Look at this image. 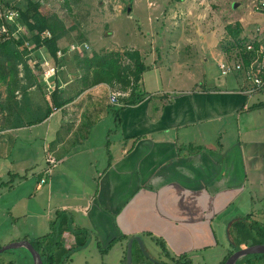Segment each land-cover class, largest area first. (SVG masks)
<instances>
[{
  "label": "crops",
  "instance_id": "0c3cea01",
  "mask_svg": "<svg viewBox=\"0 0 264 264\" xmlns=\"http://www.w3.org/2000/svg\"><path fill=\"white\" fill-rule=\"evenodd\" d=\"M252 14L245 19L254 24ZM176 21L160 23L164 30L171 24V32H177ZM68 47L54 65L51 87L41 78L42 88L30 89L36 102L60 90L53 99L58 106L43 121L10 125L22 115L9 108L5 83L0 82V134L10 132L13 137V132L25 131L33 137V198H46L37 201L35 216L42 217L46 205L52 213L49 230L45 221L39 222L44 227L33 239L20 240L49 234L58 243L56 252L67 251L82 238L76 239L71 229H81L87 233L86 243L74 253L93 249L94 264H106L112 255L117 264H178L185 257L191 264H207L218 238L221 243L226 240L223 231L231 245L230 224L248 214L231 212L229 218L230 205L248 193L249 185H264V93L244 94L243 77L241 86L236 80H210L202 87L195 76L201 71L194 63L180 62L173 51L167 62L159 53L155 57L154 52L139 51L146 67L144 94L126 104L122 100L129 99V88L122 89L117 80L94 81L109 69L118 71L120 64L126 67L125 56L112 66L78 65V53ZM38 53L44 67L53 65ZM36 55L29 53L32 60ZM149 56L151 67L145 63ZM223 56L224 52H211L217 66ZM110 90L118 92L114 102ZM16 95L21 96L19 91ZM244 115H253L258 127L242 130ZM5 141L4 136L6 158L12 148ZM48 153L60 162L46 174ZM250 161L260 163V176L249 173ZM29 168H23L24 178ZM225 254L217 253L218 264Z\"/></svg>",
  "mask_w": 264,
  "mask_h": 264
},
{
  "label": "rangeland",
  "instance_id": "374dc122",
  "mask_svg": "<svg viewBox=\"0 0 264 264\" xmlns=\"http://www.w3.org/2000/svg\"><path fill=\"white\" fill-rule=\"evenodd\" d=\"M67 2L68 6L64 0H43L41 3L47 7H57L53 12L63 18L66 26L72 22L76 23L70 32L69 40L64 43L80 44L77 37L82 35L85 36L89 48L98 53L123 50L154 52L153 56L156 57L159 53L164 62L169 60L173 51L180 62L194 63V69L201 71L195 76L202 87L210 80L214 83L236 80L239 86L242 85L240 77L242 78L243 75L240 72L231 71L227 75H221L219 67L211 57V52H224L223 49L226 48L231 49V52L237 51L233 49L234 42L226 34L227 24L238 21L242 26L240 38L249 41L252 37V29L264 20V16L260 13L252 14L254 24L245 19L250 12L252 0H67ZM242 17L244 18L240 20ZM169 18H176L180 22L177 32L176 30L171 32V24L167 25L166 30L164 25H161V20ZM145 63L151 67V56L145 59ZM228 75H234L235 79ZM2 93L4 90L3 92L0 90L1 98L4 97ZM2 115L0 109V119ZM246 116L242 118L245 124L241 125V129H256L258 126L255 117ZM22 132L24 135L13 132V137L9 135L10 132L5 135L0 134V248L17 242L25 236L33 239L35 232L44 227L39 225V222L45 221V228L49 230L48 221L52 215L49 206L46 205L45 214L42 217L35 216L39 211L37 201H46V198L44 195L42 199L33 198L37 180L35 171L32 170L36 156L35 142L30 134ZM4 136L5 144L12 148V153L6 158ZM13 159L14 162L11 164ZM24 167H30L25 178ZM4 173L8 175L4 176ZM249 173L260 176V163L254 165L250 161ZM248 190L241 199L233 201L227 216L230 218L231 212L237 216L251 214L249 220L257 223V226L259 224L260 229H264V185L252 184L249 185ZM223 226L226 227L227 224ZM223 235L226 240L221 243L218 238V246L212 251L210 260L206 261L207 264H218L216 258L218 252L228 254L233 250V247L226 243L227 237L224 231ZM93 251L86 249L73 252L74 254L71 252L68 261L64 264H94L97 261L92 254ZM0 261L3 263L13 261L16 264L34 262L30 251L22 246L1 251ZM115 261L112 255L106 264H117Z\"/></svg>",
  "mask_w": 264,
  "mask_h": 264
},
{
  "label": "trees",
  "instance_id": "16d2710c",
  "mask_svg": "<svg viewBox=\"0 0 264 264\" xmlns=\"http://www.w3.org/2000/svg\"><path fill=\"white\" fill-rule=\"evenodd\" d=\"M64 2L68 6L67 0H64ZM7 8L18 11L19 16L13 21H2L0 18V28L4 23L8 32L7 34L0 33V82L5 83L6 100L9 101V108H13L17 114L22 115L20 121L10 124L18 127L25 123L33 124L43 121L51 113L52 109L58 106L53 101L60 92L57 89H54L47 98H43L40 102L34 101L33 98L31 99L30 89L32 87L34 89L42 88L40 82L44 69V58L38 52H43L44 57L53 65L59 64L61 55L58 56L57 51L61 50L63 53L67 51V47L72 42H64L69 40L70 32L76 26V23L72 22L66 26L63 18L53 12L57 7L44 6L39 0H0V9L5 10ZM21 25L25 26V31L18 29ZM46 30L49 31V36L43 35ZM241 32L242 26L238 21L233 24H227L226 34L234 42L235 48L233 49H237V51L231 52V49L227 48L223 49V51L228 60H242L247 64L253 54L246 51L244 46L246 40L240 38ZM77 39L80 40V43L85 42V36L80 35ZM28 44H33L34 47L29 49ZM30 52L37 53L35 60H32L29 56ZM73 52L78 53L76 54L78 65L103 63L106 66H112L118 64L117 62L121 56H125L129 60V64L126 67L120 64L118 71L109 69L94 81L112 82L117 80L121 83L122 89H130L129 99L122 100L124 103L131 104L141 100L144 94L142 92V74L146 67L139 50H125L122 53L119 51H108L106 54H100L98 51L91 49H78ZM16 91L20 92L21 96L19 99H17ZM0 108L4 112V99L0 104ZM250 216L251 214H247L243 218H236L230 224L229 235L231 236L233 250L219 264H222L226 257L236 249L264 243V229H260L259 224L257 226V223L249 220ZM71 231L76 239L79 236H82V238L76 241V245L69 248V250L71 249L70 252L63 249L56 252L54 247H57L58 243L49 234L30 241L40 250L43 264H64L69 259L71 252L79 250L85 245L87 233L81 229H71ZM190 262L186 257L177 261L178 264H190ZM0 264L16 263L13 261L6 263L0 261ZM235 264H264V253L242 256L237 259Z\"/></svg>",
  "mask_w": 264,
  "mask_h": 264
},
{
  "label": "built area",
  "instance_id": "2783aa9c",
  "mask_svg": "<svg viewBox=\"0 0 264 264\" xmlns=\"http://www.w3.org/2000/svg\"><path fill=\"white\" fill-rule=\"evenodd\" d=\"M40 3H43V0H39ZM260 13L264 16V0H252L250 5V13ZM19 16L18 11L7 8L0 9V18L1 20L13 21ZM19 30L25 31V26L21 25ZM0 33H8L7 27L3 23L0 28ZM43 35L49 36V31H45ZM245 49L253 56L250 58L249 62L245 64L242 60H235L233 63L230 62L225 56H223L219 62L218 67L220 69L221 75H227L231 71L240 72L244 80L246 81V86L242 89V92L246 95H252L256 93H264V20L261 23H257V26L252 29V37L249 41H245ZM29 49L34 47L33 44H28ZM69 50H84L89 49V45L86 43H71L69 45ZM57 55H62V51L58 50ZM34 57V56H33ZM35 60V58H34ZM54 65L48 63L45 64V67L42 71V79L47 84L48 89L51 87V82L54 78ZM118 92L114 90L109 91V99L111 102L116 100ZM246 107V106H245ZM46 168L45 173L49 174L53 167H55L60 160L52 154L46 155ZM44 179H41L43 182Z\"/></svg>",
  "mask_w": 264,
  "mask_h": 264
},
{
  "label": "water",
  "instance_id": "95a60500",
  "mask_svg": "<svg viewBox=\"0 0 264 264\" xmlns=\"http://www.w3.org/2000/svg\"><path fill=\"white\" fill-rule=\"evenodd\" d=\"M17 246L25 247L28 251H30L31 255L33 256V259L35 260V264H43L40 250H38V248H36L28 239L18 240L17 242L3 246L0 248V252L4 249ZM255 253H264V243L252 244L246 247L236 249L226 257L222 264H235L237 259H239L240 257Z\"/></svg>",
  "mask_w": 264,
  "mask_h": 264
}]
</instances>
